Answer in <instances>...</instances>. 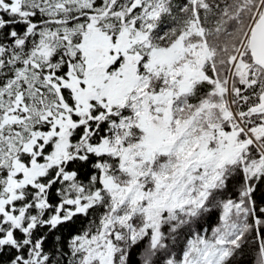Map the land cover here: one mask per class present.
I'll return each instance as SVG.
<instances>
[{
	"label": "snow or ice",
	"instance_id": "1",
	"mask_svg": "<svg viewBox=\"0 0 264 264\" xmlns=\"http://www.w3.org/2000/svg\"><path fill=\"white\" fill-rule=\"evenodd\" d=\"M0 264H264V0H0Z\"/></svg>",
	"mask_w": 264,
	"mask_h": 264
}]
</instances>
